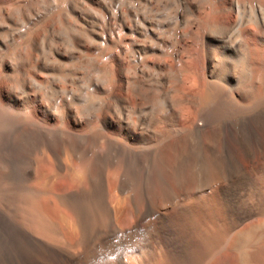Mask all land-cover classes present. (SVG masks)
Masks as SVG:
<instances>
[{"label": "bare ground", "instance_id": "1", "mask_svg": "<svg viewBox=\"0 0 264 264\" xmlns=\"http://www.w3.org/2000/svg\"><path fill=\"white\" fill-rule=\"evenodd\" d=\"M0 264H264V0H0Z\"/></svg>", "mask_w": 264, "mask_h": 264}]
</instances>
